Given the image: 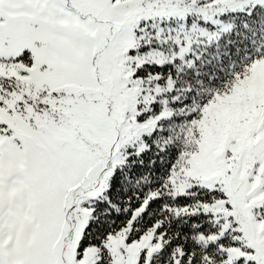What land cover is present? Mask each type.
Masks as SVG:
<instances>
[{
  "label": "rangeland",
  "instance_id": "obj_1",
  "mask_svg": "<svg viewBox=\"0 0 264 264\" xmlns=\"http://www.w3.org/2000/svg\"><path fill=\"white\" fill-rule=\"evenodd\" d=\"M256 5L264 0H0V264L151 263L163 244L155 227L131 236L144 205L103 242L106 259L80 249L93 201L170 114L154 112L160 75L136 73L154 59L139 47L159 26L183 34L182 55L226 30L225 14ZM196 124L172 193L217 192L201 210L218 228L201 238L219 241L223 264H264V56Z\"/></svg>",
  "mask_w": 264,
  "mask_h": 264
},
{
  "label": "trees",
  "instance_id": "obj_2",
  "mask_svg": "<svg viewBox=\"0 0 264 264\" xmlns=\"http://www.w3.org/2000/svg\"><path fill=\"white\" fill-rule=\"evenodd\" d=\"M224 19L226 30L211 40L193 39L182 55L179 50L184 42L176 37L183 34L171 31L167 35L159 26L153 28L150 42L139 47L153 51L154 59L140 65L136 73L160 75L164 103L154 102V112L168 106L170 114L144 137L140 152L130 149L115 168L107 189L92 203L80 249L100 247L106 259L103 242L144 205L133 218L131 236L139 237L155 227L163 244L150 264H223L226 251L219 241L206 243L201 238L218 228L211 215L201 210L202 203L212 201L217 192L194 186L189 193L174 195L170 177L197 147L196 121L202 105L216 93L227 91L253 59L264 56L263 6L229 12ZM220 241L229 243L227 238Z\"/></svg>",
  "mask_w": 264,
  "mask_h": 264
}]
</instances>
